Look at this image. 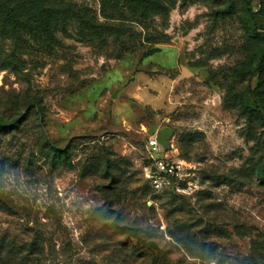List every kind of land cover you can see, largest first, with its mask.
I'll use <instances>...</instances> for the list:
<instances>
[{"label":"rangeland","instance_id":"374dc122","mask_svg":"<svg viewBox=\"0 0 264 264\" xmlns=\"http://www.w3.org/2000/svg\"><path fill=\"white\" fill-rule=\"evenodd\" d=\"M76 1L98 12L97 0ZM179 1L135 24L132 46L58 35L50 51L24 48L19 71L0 68V116L25 114L0 134V264H152L116 223L154 242L158 264H264V185L252 172L262 134L224 102L243 88L231 68L245 37L237 16L212 14L223 0ZM35 96L41 118L23 104ZM154 124L164 154L195 166V192L146 178ZM46 141L70 145V164L52 167ZM102 153L118 166L110 200Z\"/></svg>","mask_w":264,"mask_h":264},{"label":"trees","instance_id":"16d2710c","mask_svg":"<svg viewBox=\"0 0 264 264\" xmlns=\"http://www.w3.org/2000/svg\"><path fill=\"white\" fill-rule=\"evenodd\" d=\"M98 12L76 0H0V37L10 40L13 48L5 53L0 49V68L19 71L23 66L20 54L33 45L52 50L59 43L58 35H75L82 42L105 44L109 39L130 43L140 40L142 35L134 28L155 15L165 16L175 6L176 0H97ZM200 0H180L184 5ZM212 14L220 19L237 16L245 37L247 51L240 64L231 68L237 81L243 82L242 90L229 88L224 102L235 106L244 118L247 131L253 134L260 128L261 137L255 140L258 157L252 166L257 182L264 185V0H223ZM127 47V46H126ZM156 51L153 49L150 53ZM149 53V54H150ZM25 109L43 117L45 108L41 97H29ZM25 114L16 112L11 118L0 116V134L19 128ZM255 134H253L254 136ZM160 144V143H159ZM45 156L52 167L70 164V145L59 146L46 141ZM104 174L109 181L100 189L106 200L119 182L116 175L117 163L102 153ZM126 233L136 254L150 255L152 264H158L157 245L145 241L134 227L115 224Z\"/></svg>","mask_w":264,"mask_h":264},{"label":"built area","instance_id":"2783aa9c","mask_svg":"<svg viewBox=\"0 0 264 264\" xmlns=\"http://www.w3.org/2000/svg\"><path fill=\"white\" fill-rule=\"evenodd\" d=\"M145 147L147 161L143 170L155 188L183 195L198 190L200 182L195 175V166L184 160L170 159L164 154L155 135L147 136Z\"/></svg>","mask_w":264,"mask_h":264},{"label":"water","instance_id":"95a60500","mask_svg":"<svg viewBox=\"0 0 264 264\" xmlns=\"http://www.w3.org/2000/svg\"><path fill=\"white\" fill-rule=\"evenodd\" d=\"M155 127H156V124L152 125V126L147 130V134H148V136H152V135H154Z\"/></svg>","mask_w":264,"mask_h":264}]
</instances>
